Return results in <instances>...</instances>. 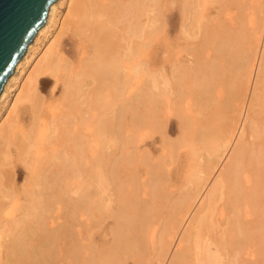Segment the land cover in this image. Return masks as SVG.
<instances>
[{
	"label": "bare ground",
	"instance_id": "bare-ground-1",
	"mask_svg": "<svg viewBox=\"0 0 264 264\" xmlns=\"http://www.w3.org/2000/svg\"><path fill=\"white\" fill-rule=\"evenodd\" d=\"M64 1L49 7L45 24L5 82L0 105L18 81L17 73L33 59L40 38L56 25ZM67 1L60 36L20 84L12 112L0 125V264H53L55 241L70 226L64 219L71 217L73 224L82 215L90 199L82 185L95 175L97 209L92 208L97 232L104 233L101 248L111 260L121 253L141 264L149 246H161L160 264L169 254L168 264H264V0H225L233 10L226 22L204 27L210 61L206 73L199 56L190 69L194 85L189 93L201 117L199 126L183 117L177 121L180 138L189 141L184 164L176 168L182 175L171 173L169 166L172 157L178 158L167 137L169 117L177 111L183 85L168 88L165 72L173 52L167 39L180 3L185 13L193 0ZM167 25L172 29L166 31ZM181 30L188 34L184 22ZM66 32L72 41L67 49L61 37ZM180 71L177 66L171 72L178 79ZM49 77L52 98L60 95L41 108L39 90ZM229 80L232 88L223 103L220 87ZM106 116L115 119L110 140L118 144L110 151L103 140L97 150V120ZM124 118L128 125L122 133ZM141 147L146 149L141 152ZM200 150L209 157L204 166ZM132 166H143L150 181L140 180L151 182L146 203L139 198L142 184ZM125 171L128 179L121 180ZM60 217L64 223H58ZM75 252L69 254L77 259Z\"/></svg>",
	"mask_w": 264,
	"mask_h": 264
},
{
	"label": "rangeland",
	"instance_id": "rangeland-1",
	"mask_svg": "<svg viewBox=\"0 0 264 264\" xmlns=\"http://www.w3.org/2000/svg\"><path fill=\"white\" fill-rule=\"evenodd\" d=\"M194 2L196 4V6H195V4H193ZM217 2H219V3H217ZM199 3H200V7H201L200 10H198L199 9L198 8L199 7ZM67 7H68V1L65 0L63 2V4L58 8V11H57V23H56V25L58 26V28L55 25L51 29V31L49 32V34L46 37H41L40 38V40H39V42L37 44V46H38L37 47V52H36L37 54L35 53V55L33 56V59L30 61V63L28 64V66H25L24 67L23 73L21 75H18V73H17V76H19L18 77V81L17 82H14V83H11V88L9 89V92H8L9 95L7 96L6 100L3 101L1 103V105H0V125L6 119L5 117H9V115L12 112V108H11L12 107V103L14 102L15 97L19 93L18 90H20V88H21V85L20 84H22V82L25 81L26 78L31 73H33L35 71L36 66L41 62L42 58L44 57L45 52L48 50V47L51 45L52 41L55 40L54 39L55 36L56 37H57V35H58V37L60 36L61 33H60V30H59L60 29L59 23L62 21L63 17L65 16V14L67 12ZM192 7L193 8L196 7L194 9V11H193V9H191ZM231 9L232 8L227 5V3L225 2V0H220V1L219 0H196V1L193 0L192 2H188L187 3L186 9L184 10L185 13H183L182 2L180 3L179 10H178V12L176 14V17H175V20H174L175 25H176L175 26V30H174L175 32L172 30V33H171L172 35L170 36V38L167 39V42H170L171 41L170 43H171V46L172 47L170 48V51H171V53L172 52L173 53L172 54L171 53L168 54V55L171 54V57H170V60H169L168 65L166 66V72H165V75H166L165 77H166V80H167L168 88L169 89H171V90L174 89V91H175L180 86L183 85L182 86L183 88L180 87V88L183 89L182 90L183 91L182 96H179V97L177 96V101H178V102H176V110L177 111L176 112L173 111V114L169 117V128H170L171 132H170V134L167 137H168L169 141L171 142V145H173L174 148L172 147L173 149L171 150V147L169 146L170 148H168V149H169V151L170 150L173 151L174 154L175 153H178V158H173L172 157V159H171L172 162H171V165H169L170 168H171V170H172L171 173H174L175 171H178L179 174H181V175L183 174V171H181L180 168L179 169H176V168L178 167V165L184 164L183 155H184V152L188 149L187 143L189 142L187 139L180 138V136L182 137V135H180L177 132V121L179 120L178 118L183 117V118L189 119V121H191L190 123H192L194 121L191 124L193 127L199 126L198 123H199L200 118H201L200 116H197L198 114L196 112V109H195V106H194V103H193V95H191L192 94L193 85H194V80H193V75H192L190 69H193L192 67L195 68V65H193L192 62L194 61L195 63H197V61H199V60H197V58H198L197 56H199L200 62L203 65V70H204L203 73H206V68L205 67H206V64L209 63V61H210V56H211L212 52L210 51L211 50V47H210V45H208V43L207 44H205V43L203 44V40H205V38H206V35L203 34L204 33V31H203L204 30V27L205 26H210L211 25L210 23H212V22H226V19L231 14V11H233ZM190 10H191V12H190ZM201 10L204 11L202 15L200 14V13H202V12H200ZM190 13L193 15L192 16V19L194 21L191 19V17H190L191 14ZM182 14L183 15L185 14L184 17L182 16ZM190 21L193 22V23H191ZM183 22L186 25L187 31L189 29L188 34L182 33L181 26H182ZM179 23H181V24H179ZM197 23H199V24L197 25ZM198 27H200L202 29L201 32L199 31V28ZM165 28H167L166 31H169V30L172 29V26L171 25H169V26L167 25ZM191 29H193V30H191ZM68 32H66L67 34L65 33V34H63L61 36V37H63V41H64L63 46L66 49L72 47V41L69 40V37H71V34H69ZM72 39L75 40L76 38L72 36ZM172 42H175V43H172ZM204 45H206V46H204ZM178 46H180L181 50H179V47ZM176 48H178V49H176ZM200 52L201 53L203 52V53L201 55H198V53L200 54ZM177 54H178V56H176ZM203 57H204V59H203ZM203 60H204V62H203ZM204 65H205V67H204ZM175 66L176 67L178 66V68L181 70L180 73H182V75H180V77L178 79L176 78L178 75L176 77H174L175 72H173V73L171 72L174 68H176ZM188 70H189V75H188ZM186 73H187V76L185 75ZM181 76H183V78ZM179 79H180V81H176V80H179ZM175 81H176V84H174ZM227 81H228V79H227ZM179 82H181V83L179 84ZM229 82H230V80H229ZM229 82H227V83H229ZM227 83H223L222 87H220V90H222V88H223L222 92L220 91V94L222 93V95H224V96H222V95H220V96H222V99L224 98L223 99L224 102L222 100H220L221 97H220L219 100L222 101L223 103H225V100H227V98L225 97V95L228 96L227 94L229 93L230 88H232L231 87V82L229 83V85H227ZM52 85H53V81H52V78L51 77L48 78V81H47L46 84H44L43 86L41 85V88L39 90V96H40V103L39 104H41V108H42V106H44V104L45 105H48L51 102H53V99L58 98L59 95H60V91H59L52 98V93H51ZM226 88L228 90H226ZM224 90H225V92H224ZM189 91L191 92V94L189 93ZM25 104L27 105V103H25ZM220 104H221V102H220ZM182 106H183V108H182ZM118 107H119V105H118ZM139 107H140V105H139ZM115 108H116V106H115ZM125 118H128V117L125 116ZM125 118L120 121L122 123V125H123L122 126V129H121L122 133L125 132L126 127L128 125V120H126ZM97 121H98L97 123H99V125L97 124V127H98L97 128V132H99L100 134L101 133L104 134L103 136H100V137H99L100 134L99 135L97 134L98 135V138H97V150L100 149V147H101L100 144H101V141L102 140H103V142L104 141L105 142L107 141L106 142V146L108 148L107 151H110V148H112V147H113L112 149H114V148L116 149L117 146H118V144L116 146V143L114 141H111L110 140L111 137L113 136V133L112 132H113V127L115 125V119L112 118V117H110V116H106V117L100 118ZM100 127L101 128L103 127V130L104 131H102L100 129ZM0 129H1V126H0ZM107 135H108V138H107ZM155 136H158L159 137L160 135H159V133H156ZM110 142H112V143L110 144ZM174 142H175V144H174ZM180 145H182V147L183 146L184 147L182 148ZM159 146H160L159 145V142H156L153 145V147L155 149H158ZM141 148H143V149H139L141 152H143L146 149V147H141ZM200 151H201L202 155H204V157H202V159L204 158V160L201 159V164L204 161L203 164H202L204 166V164H206V159L209 158V157L207 156V153L204 150H200ZM154 155L157 156L156 154H154ZM166 158L165 159L169 162L168 159L170 158V156L167 155ZM174 160H176L175 163H174ZM225 160L223 162H221L222 166H223ZM181 162H183V163H181ZM203 168L207 170L208 166L206 165ZM203 168H202V170H203ZM132 169H134L133 172L135 174H138V177H139L138 179L139 180L144 177L143 179H144L145 182L150 181V180H146L148 177L146 176V174L144 172V167L143 166H137V167H133L132 166L130 168V171H132ZM126 174L128 175V171L122 172V175L120 176L121 180H127L128 179V176ZM123 177L124 178L127 177V178L126 179H123ZM145 177H147V178L145 179ZM96 181H97V175H95V177L92 178L91 180H86L83 183V185H82V190H84L83 192L88 193L89 198H90V199H88L87 203L84 205L85 207L81 211V213L83 212L82 215L76 216L75 219H74L73 224H72L71 217H69L68 219L67 218L64 219V222H65V220L67 221V224H66L67 226L66 227H68L70 225L72 228L70 229V226H69L68 227L69 230L67 229V232L65 234L63 233V234L60 235V237L58 239L59 241L58 240L55 241V244L56 245L54 244V246H53V264H75V262L77 264H83V263L86 264V263H89L87 261H90L91 264H93V263L94 264L95 263L98 264L99 263L98 262L99 260H97V259H99L98 257H100V256H101L100 257L101 259H100V263L99 264H101V263H103V264H105V263L106 264H110V261H112L111 264H113V263L116 264V262H118L119 264H133V261L131 259H128V257L126 258V256L124 254L121 255V253H120V256H118L119 253H116L117 256H115V258H113L114 256H112V259L113 260L115 259L113 261V260H111V258L108 255V253H106L103 250V248H101L102 243H101L100 236L103 235L104 233L103 232H100V230L97 232V230H98L97 229V211L95 212V210L97 209V199L95 200L93 198V197H95V198L97 197V196H94V195H97V182ZM144 181H142V180L139 181L140 184H142V185L139 186V192H140L139 193V198L144 203H146L150 199V194H151V186L150 185H151V182H148V183H150V185L148 183H146L144 185ZM152 183L155 184L156 182L152 181ZM124 186L126 187V185H124ZM125 187H124V190L126 191V188ZM190 187L193 188V185H190L189 188ZM140 188H142V189H140ZM177 188H178V186L175 187L174 190H177ZM89 190H90V192H89ZM94 191H95V193H94ZM145 191L147 193H145ZM142 193H144V195ZM178 196H179V194L178 195H175L176 198H179ZM89 207H91V208H89ZM92 207H94L96 209L94 210V208H92ZM147 209L149 210V207ZM90 212H91V215H90ZM87 214L90 216L89 218H87V216H88ZM61 218L62 217H60L57 220L58 223H62L63 222V218L62 219ZM81 218H83V219H81ZM86 219L89 222L88 221L86 222ZM110 222H111V219H108L105 222L106 223V226H108ZM132 226L133 227H130V231L131 232H132V230L135 231L136 223H134ZM76 227H77V229H76ZM85 228H86V230H85ZM77 231L80 232V233H78ZM69 234L71 236L70 239H69L70 236L68 237ZM78 234H79V236H78ZM74 238H76V239H74ZM79 238H81V239H79ZM106 239H110V237L109 236H106L105 237V240ZM61 240H62V243L60 244ZM71 240H72V242H71ZM57 245H59L60 247L57 246ZM72 246L77 247V249L75 250V247L72 248ZM160 247L159 246H153V248H150V246H149L148 247V251L143 255L142 263L141 264H147V261H146L147 259H148V261H149L150 264H160V263H162L160 260H161V257H162L161 254H163V249L161 248V250H158V248L160 249ZM80 248H81V250H80ZM70 249H72L73 251H71ZM97 250H98V252H97ZM157 250L160 251V252L162 251V252L160 254H158V251ZM74 251L77 252V253L75 252V254L77 255V259L73 258V256H74L73 254H71V255L69 254V252L70 253H74ZM152 252H153V255H152ZM97 253L98 254L100 253L99 256H97ZM104 253H105L106 256L104 255ZM91 254H93V255H91ZM101 254H103V255H101ZM113 255H115V254H113ZM154 255H155V257H154ZM171 255L172 254H169L168 255V257L166 258V260H164L163 264H168L169 263V260L171 258ZM71 256H72V258H70ZM102 256L103 257L104 256L105 257H108L110 261L107 258H105V257L104 258L107 259L108 260L107 262H109V263L105 262V260H104V258ZM157 256H158V258H156ZM123 257H125L126 260ZM92 258H94V259H92ZM73 259H75V260H73ZM90 259H92V260H90ZM123 259H124V262L126 261L125 263L123 262ZM157 259H159V260H157ZM70 260H71V263H70ZM80 260L82 261V263L79 262ZM84 261H86V263Z\"/></svg>",
	"mask_w": 264,
	"mask_h": 264
},
{
	"label": "water",
	"instance_id": "water-1",
	"mask_svg": "<svg viewBox=\"0 0 264 264\" xmlns=\"http://www.w3.org/2000/svg\"><path fill=\"white\" fill-rule=\"evenodd\" d=\"M57 0H0V93Z\"/></svg>",
	"mask_w": 264,
	"mask_h": 264
}]
</instances>
